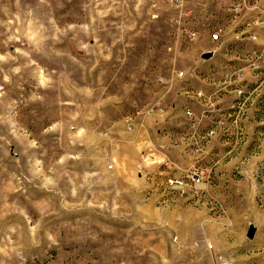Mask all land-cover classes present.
Here are the masks:
<instances>
[{"label":"rangeland","instance_id":"rangeland-1","mask_svg":"<svg viewBox=\"0 0 264 264\" xmlns=\"http://www.w3.org/2000/svg\"><path fill=\"white\" fill-rule=\"evenodd\" d=\"M0 264H264V0H0Z\"/></svg>","mask_w":264,"mask_h":264},{"label":"built area","instance_id":"built-area-1","mask_svg":"<svg viewBox=\"0 0 264 264\" xmlns=\"http://www.w3.org/2000/svg\"><path fill=\"white\" fill-rule=\"evenodd\" d=\"M187 14L188 13H181V15L176 18L175 24L179 28L182 27V24L184 21L183 17ZM182 31L184 32L185 38L187 39L188 43L194 44L197 42L198 36H199L198 32H196L194 30H185V29H182ZM219 36H220L219 32L214 33L212 35V40L215 42L218 41ZM253 57L255 59V62L253 61L254 62L253 65L256 69H259L260 68V56L257 53H254ZM235 74L237 77H236V79H233V74L230 71H225L223 73V75H221V78H223L222 81L215 80V79L212 80L211 84L216 89L214 92L209 93V92H206L203 90L202 91H196L193 94L195 97V100L198 101V103L202 104L203 106L211 107V105H213L212 104L213 101L217 97V94H219L220 92H224L226 94L232 93V92H238L240 97L243 96L246 92L244 89V85L239 86V88L236 89L235 91L230 90V87H232V85L234 83H236L237 80L241 81V83H242V80L244 77V72L242 70H239ZM185 75H186L185 72L181 71L177 74V77L184 78ZM213 75L216 77L219 76L217 72H215ZM161 80H163V79H161ZM217 81H219V82H217ZM208 110H210V108ZM157 112L164 113V110L162 109V107H160V105L156 104V105H153L147 109V111L145 112V116H152V115L156 114ZM210 112L213 113L212 110H210ZM186 116L188 118H190L191 120H193L195 115L191 109H187L186 110ZM205 116H206V113H202V115L199 117V121H195V127L200 126L202 120L205 119ZM131 121L132 120L129 119V123H128L129 129L133 130L136 127V124H134V122H131ZM225 129H226V127L224 126L222 119L214 120L212 127L210 129H208L205 133L197 135V136H195L192 133L193 138L195 140H197V142H194V145H192V146L195 147L197 152L201 151L202 150L201 143L198 140L207 141L208 139H211L213 137H217L221 133V130L225 131ZM223 134L225 135L227 133H223ZM193 147H192V149H193ZM201 180H202V178L198 174L197 170L193 169V170L183 174L180 178L170 179L168 181V183L172 188H181L184 186H189L191 188H195V189L200 190L202 188V185H203Z\"/></svg>","mask_w":264,"mask_h":264},{"label":"crops","instance_id":"crops-1","mask_svg":"<svg viewBox=\"0 0 264 264\" xmlns=\"http://www.w3.org/2000/svg\"><path fill=\"white\" fill-rule=\"evenodd\" d=\"M202 55L204 54V53H201ZM202 55H201V58H202ZM203 59V58H202ZM204 60V59H203ZM210 60V59H209ZM209 60H204V61H209ZM208 66L209 67H211L210 66V63H208ZM216 70V69H215ZM213 73V72H212ZM212 73H210L211 75H209V77L207 78V79H203V80H200L198 77H197V79H199L200 81L199 82H201V83H203V84H201V86L200 87H202V86H204V90L203 89H198V90H196V91H206V92H209V93H211V92H214L216 89H215V87H213L212 86V84H211V82H212V80L213 79H215V80H219L220 81V79H221V75L218 73V77H216V76H214ZM214 73H215V71H214ZM177 76H173V78H172V83H174V82H180V81H182V80H180V79H178L179 77H177ZM162 78H160V80H161ZM196 79V80H197ZM167 80V79H166ZM161 81H164V82H167L168 83V81H165V80H161ZM219 81H217V82H219ZM163 82V83H164ZM206 86V87H205ZM195 91V92H196ZM186 94H187V96L189 97V98H191V101L193 102H195V103H197V104H200V103H198V101H196L195 100V97H194V91H192V92H188V90L186 91ZM223 94H225V96L227 95L226 93H223ZM223 94L222 93H219V95H222L223 96ZM222 102V101H221ZM202 107H203V105L202 104H200ZM190 109V108H189ZM209 108H206L205 110L203 109V111H202V113H207L206 114V116H205V119L204 120H202V122H201V124H200V126H201V131H199V133L200 134H203V133H205L208 129H210L211 127H212V125L213 124H211V123H213V121H211L212 119L213 120H218V119H220V115H218V114H216L215 112H214V115L213 116H211V117H209V115H208V113H211L210 112V110H208ZM202 113L200 114V116L202 115ZM167 114H169L168 112H167ZM164 116V114L163 115H161L160 117H158V118H161L162 119V117ZM168 116V115H167ZM170 119L172 118V115L170 116H168ZM168 117H166V118H168ZM164 118V117H163ZM169 118L165 121V119H162L163 121H165V122H167V121H169ZM209 121H211V122H209ZM210 123V125H209V127H207V126H205L206 125V123ZM160 125H161V123H160ZM205 126V127H202V126ZM163 126V130L165 129V126H168V125H166L165 124V126L164 125H162ZM192 126L193 125H191V128H192ZM190 134H192V133H190ZM222 135H224V134H222ZM214 141V140H213ZM208 146V145H207ZM154 147V146H153ZM166 147H168V146H166ZM155 148V147H154Z\"/></svg>","mask_w":264,"mask_h":264},{"label":"water","instance_id":"water-1","mask_svg":"<svg viewBox=\"0 0 264 264\" xmlns=\"http://www.w3.org/2000/svg\"><path fill=\"white\" fill-rule=\"evenodd\" d=\"M212 56H213L212 53H204V54L202 55V58H203L204 60H209V59L212 58ZM255 233H256V228H255L254 226H250L249 231H248V234H247L248 238H249V239H253L254 236H255Z\"/></svg>","mask_w":264,"mask_h":264}]
</instances>
